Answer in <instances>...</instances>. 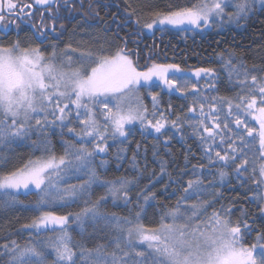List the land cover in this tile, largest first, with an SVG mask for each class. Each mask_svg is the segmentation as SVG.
I'll list each match as a JSON object with an SVG mask.
<instances>
[{
	"label": "snow or ice",
	"instance_id": "obj_1",
	"mask_svg": "<svg viewBox=\"0 0 264 264\" xmlns=\"http://www.w3.org/2000/svg\"><path fill=\"white\" fill-rule=\"evenodd\" d=\"M37 4L49 6V15L53 21L58 18L56 13L60 8H66L70 12L74 10L75 0H36ZM264 5V0H203L192 7L181 8L167 13H155L156 19L143 25L145 29H153L157 23L160 26H182L189 24L195 28L211 27L217 22L223 24L225 9L234 6L235 12L228 14V21L239 23L240 19L248 15L254 4ZM56 4V12L53 13L51 5ZM4 6L9 14L17 7L13 0H0V11ZM82 6V5H81ZM25 9L21 8V12ZM5 19L0 14V22ZM43 23V20H41ZM139 24V21L136 22ZM52 31H55L53 23ZM43 38V33H41ZM64 56L67 57L68 67L73 63V57L77 49L67 46ZM19 50L18 55H13ZM223 61V68L228 72L229 79L233 74L237 77L243 75L244 79L238 80L242 91L246 88L247 95H241L238 102L224 97H207L203 95L197 84L189 83L183 79L184 70L178 64L153 63L146 65L145 70H138L137 65L130 58L131 53L125 48H118L113 54L105 55L103 50L94 52L80 51L76 57L82 67L70 72H56L51 64L44 63V56L39 48H20L19 42L10 47L0 46V110L5 114V119L0 120V143L6 140L27 139L33 127L36 129L47 128L50 124H58L63 128L73 119L79 122L81 131L76 132L69 128V134L75 138V143L63 141V154L57 156L48 147L46 138L33 141V145L46 153L40 157L29 159L19 167L8 171H0V193L7 194L15 199V195L23 192L36 191L39 199L35 202V209L39 216L33 217L30 223L25 224L22 230L30 233L35 230L37 236L40 233L59 229V235L51 237L48 246L56 254L53 264H264V232L258 233L257 243L251 246L243 245V233L253 229L246 220L238 219L235 224L231 219L232 209L221 207L214 210L207 222L192 226V221L199 219L202 212H206L215 202L214 200L200 201L185 208L191 211L183 225L162 224L159 228H147L142 223H135L127 217H120L114 213L100 212L99 205L111 196L113 200H130L129 191L137 181L127 177L101 181L94 168H90L92 159L99 154L107 153V141L111 138L126 139L129 126L138 122L146 131L154 129L158 134L162 133L168 123L163 113L155 120L147 119L148 111L140 107L125 109L121 98L139 87L146 86L153 78L158 79L168 90H175L183 95H192L196 99L193 105L199 103L201 119L197 125H192L199 131L203 127L206 136L202 141L212 140L206 145L205 155L210 162H223L225 166L229 162H235L240 156L232 143L228 144V151L222 155L216 151L215 136L220 129V113L227 105L225 120L235 113L236 131H242L241 125H245L242 115L256 113L255 119L260 123L259 140L260 148L264 149V78L252 75L249 80V72L260 71L255 68L248 69L241 63L233 64L234 54L227 57L223 53L218 54ZM55 58V53H53ZM90 65L91 67L88 71ZM243 68V72L240 69ZM203 76L215 79L216 70L213 68L196 69V77ZM209 91L213 86L209 85ZM153 109H156L158 97L152 93ZM208 110L205 111V104ZM259 105V107H258ZM195 111V107H189L188 112ZM153 117L156 116L155 111ZM11 123H8V117ZM52 117L49 120V117ZM83 117V118H82ZM177 120L171 121L173 128L179 129ZM215 120L212 126L209 120ZM33 120L35 125H33ZM147 120V123L145 121ZM224 128H229L225 123ZM247 138L253 136V129L247 128ZM241 144L246 137L240 135ZM93 143L89 150L85 145ZM223 143V140L221 141ZM79 145V146H77ZM231 153V154H230ZM243 153L241 152L240 155ZM264 158V152L261 154ZM105 162H102V164ZM7 160L0 158V169L5 168ZM248 160L244 159L236 164V175L239 177L247 170ZM136 167L133 158V168ZM203 165L193 166L192 176L183 189L182 200L188 201L194 196L202 194L204 185L200 179L199 170ZM88 169V178L80 184L68 185L61 188L66 177L70 174H78ZM199 169V170H198ZM161 171H164L163 164ZM186 173H182L184 175ZM255 174V173H254ZM219 176H225L224 171H219ZM260 178L254 183L259 187L264 184V165L260 167ZM99 183L107 186L105 196L99 197L91 207L84 208L78 213L57 215L53 211H44L54 205L75 202L81 196L88 193L90 187ZM211 185H209L210 187ZM148 186L137 193V199L143 197L144 204L150 205L155 199V193L147 192ZM8 203L7 201L4 202ZM143 208V205H141ZM181 204H177L165 211L162 220L171 217L173 221L180 219L183 213ZM264 213V207L261 208ZM141 212H137L135 219L140 220ZM70 220H75L83 229L84 224L91 220L94 224L103 221L104 227L111 229L115 235L111 237L109 244H114L111 252L106 251L108 245L98 244L94 248L79 245V251L73 250L72 238L67 229ZM178 234V238H177ZM191 236L192 240L188 237ZM45 242L39 239L31 240L24 248H20L15 241L3 245L7 253L11 255L8 264H45ZM147 246L143 251H137L138 247ZM259 250V258L254 253ZM183 253H187L186 255ZM79 258V260H78Z\"/></svg>",
	"mask_w": 264,
	"mask_h": 264
},
{
	"label": "trees",
	"instance_id": "obj_2",
	"mask_svg": "<svg viewBox=\"0 0 264 264\" xmlns=\"http://www.w3.org/2000/svg\"><path fill=\"white\" fill-rule=\"evenodd\" d=\"M112 5L110 10L105 11L108 18L96 20L94 17H78L72 22H65L59 28L57 38L48 42L45 47L40 45L31 33H26L21 37L15 36L0 39V46L10 47L19 42L20 48H39L41 53L46 56L55 53L58 59L67 49L68 45L77 49L78 52H87L89 49L94 52L103 50V54H113L118 48H125L124 44L128 38H135L137 44H128V48H134L143 55V61L146 54L150 56V61H159L162 63L178 64L183 69L213 68L216 70L215 79L204 77L200 80L192 75L183 76V79L189 83L197 84L203 95L211 98L224 97L238 102L241 95H247V89L243 91L238 80L244 79L243 75L237 77L233 74L229 79L228 72L223 68V61L219 55L223 53L225 57L229 53L234 54L233 64L252 69L254 66L260 71L249 72V80L252 75L258 78H264V5L254 4L248 15L240 19L239 23L229 22L228 14L235 12L234 6L230 5L225 9L223 24L216 23L207 29L197 31L195 29L162 28L155 31L153 35L145 33L143 27L146 23H151L156 19L155 13H167L176 11L185 7H192L203 0H109ZM239 2V0H235ZM234 2V3H235ZM96 7V6H95ZM92 8V10L95 9ZM118 14V15H115ZM112 16L120 20L117 28L116 22ZM139 21V24L136 22ZM61 24V23H60ZM111 25V27H110ZM142 41L140 42V40ZM51 40V38H50ZM154 54V55H153ZM131 57H134L131 55ZM140 59V54H139ZM73 62L77 64V61ZM142 62V60H139ZM243 72V68L240 69ZM209 85L213 90L209 91ZM141 97L145 108L148 111L147 119L155 123L160 118V113L164 114L168 123L162 133L158 134L152 128L146 131L140 124L131 126L126 139L118 138L113 141L108 139L107 153L99 154L92 159L90 168H94L101 181L113 180L120 177L135 179L137 182L131 186L129 191L130 200H113L108 196L104 202L99 205V211L102 213H114L120 217H127L133 223H142L147 228H158L167 219L162 217L168 209L174 207L177 202L181 204L180 211L185 215L189 214L185 205L199 203L200 201L214 200L215 202L202 212L201 215L208 217L214 210L231 208V219L233 223L238 219L246 220L253 229L250 232L243 233V245L251 246L257 243L258 233L264 232V213L261 208L264 207V188L263 184L256 186L254 181L260 178V167L264 165V158L261 154L264 149L260 148L259 131L254 117L250 114L242 115L245 119L246 127L253 129V136L247 138L245 125H241V132L236 131L235 113L232 117L225 120L227 113L226 104L223 112L220 113V129L215 136V146L212 149L213 155L220 151L223 155L228 151V144L232 143L237 149V155L240 156L235 162H229L227 166L223 162H210L205 155L206 145L213 143L212 140L202 141L201 137L207 134L203 132V127L196 130L192 125H197L201 119L199 103L193 105L196 99L192 95H183L175 90L168 91L158 85H152L150 88H141ZM156 93L158 103L156 109H153V102L149 96ZM189 107H195V111L188 112ZM208 110V104H205V111ZM155 111L156 116L153 117ZM179 129L171 126V121L177 120ZM75 119L65 125L61 130L58 127L32 129L27 139L6 140L0 143V158L7 160L5 168L0 171H8L14 167H19L29 159H34L46 153L33 145V141L46 138L49 141L48 147L57 156L63 154V141L75 143L73 135L69 134L68 129L74 128L77 133L80 132V125L77 126ZM215 120H209V126ZM10 123V122H8ZM33 123L35 121L33 120ZM147 123V120L145 121ZM228 123L229 128H224ZM240 135L246 137L241 144ZM223 140V143L221 142ZM79 146V145H77ZM90 150L93 143L88 142L85 145ZM243 153L240 155V153ZM231 154V153H230ZM133 158H135L136 167L133 168ZM247 159V170L240 176L236 175V164ZM102 162H105L102 164ZM163 164L164 171H161ZM203 165L199 170L200 179L203 181V191L199 196H194L188 201L181 199L183 189L192 176L193 166ZM224 171L225 176L221 178L219 171ZM84 173L70 174L60 185L61 188L68 185L80 184L88 178V169ZM182 173H186L182 175ZM255 173V174H254ZM82 174V175H81ZM148 186L147 192L155 193V199L150 205L144 204L143 197L137 199V193ZM209 185H211L209 187ZM107 186L99 183L93 184L88 193L78 198L75 202L67 204H57L44 211H53L57 215H67L69 213L81 212L86 207H91L99 197L105 196ZM39 199V193L36 191L28 194L19 193L13 197L0 193V264H8L9 254L3 245L11 246L13 241L19 247L26 246L31 240L39 239L45 241L46 231L37 236L36 232L22 230L25 224L31 222L33 217L39 216L40 212L34 207ZM7 201L8 203H4ZM143 205V208L141 207ZM141 212L140 220L135 219L136 213ZM185 223L186 220L180 218L179 221ZM201 221V220H197ZM72 238L73 250L78 252L79 245L83 244L87 248H94L98 244L108 245L106 251L111 252L114 244L109 241L115 233L105 228L103 221L95 224L89 220L83 229L75 220H70L68 229ZM264 244V240L259 241ZM45 246V245H44ZM146 247H138L137 251H143ZM45 264H53L56 255L47 251L45 248ZM259 258V250L255 252ZM79 260V258H78Z\"/></svg>",
	"mask_w": 264,
	"mask_h": 264
},
{
	"label": "flooded vegetation",
	"instance_id": "obj_3",
	"mask_svg": "<svg viewBox=\"0 0 264 264\" xmlns=\"http://www.w3.org/2000/svg\"><path fill=\"white\" fill-rule=\"evenodd\" d=\"M13 2L16 3L17 7L11 14L8 13L6 6L0 11V14L5 17V19L0 22V39L11 36L19 38L26 33H31L38 43L45 47L48 45V42L51 44L52 42L54 43L52 38H56L54 35L65 22H72L78 17L86 18V15L94 17L97 21L104 17L108 18L109 15L106 14L105 11H107V9L110 10L112 5L109 0H75L73 11L70 12L68 9L61 7L60 11L56 13L58 18L53 21L52 17L49 15V6L37 4L36 0H13ZM50 7L53 13H55L56 4H52ZM93 7H95L94 10H92ZM21 8L25 10L21 12ZM41 20H43V23H41ZM112 20L116 22V27L118 28L120 20L116 19L115 16H112ZM53 23L55 24V31H52ZM41 33H43V38H41ZM136 41L135 38H128L124 44L125 49H127L128 44H137ZM141 41L142 39L140 42ZM127 51L134 56V63L140 68L138 61H143L144 58L141 52H138L134 48H128ZM146 57L147 58L144 59L143 62L149 63L150 56L146 54Z\"/></svg>",
	"mask_w": 264,
	"mask_h": 264
},
{
	"label": "rangeland",
	"instance_id": "obj_4",
	"mask_svg": "<svg viewBox=\"0 0 264 264\" xmlns=\"http://www.w3.org/2000/svg\"><path fill=\"white\" fill-rule=\"evenodd\" d=\"M234 2H235V0H234ZM257 5H259V6H261L262 4H260V3H256ZM217 19H219V18H217ZM162 28H171V29H175V30H180V29H195V30H197V31H200V30H202V29H207V28H209V27H201V28H195L194 26H192V25H189V24H185V25H182V26H171V25H164V26H160L158 23L156 24V25H154L153 26V29H151V30H149V29H144L145 30V33L146 34H148V35H153L154 33H155V31L156 30H158V29H162ZM58 34H59V31L54 35V36H56V38H57V36H58ZM68 52H69V54H71V50H67ZM65 52V51H64ZM64 52H63V54L60 56L61 57V59H58V56L57 55H55V58H53V54H50V55H46V56H44V63L47 65V64H51V65H53V67L56 69V72L57 73H59V72H61V71H63V72H70V71H72V70H75V69H77V68H80V67H82V65H81V63H80V61L76 58V57H78V55H79V52H77L75 55H74V57H73V59H76V60H74V61H77V64L78 65H76V63L75 62H73L72 63V65H71V67H68V64H67V57L66 56H64ZM19 54V50H17L16 52H14L13 53V55H18ZM130 58L133 60V62H135V59H134V57H131L130 56ZM139 62V67L140 68H138V70H145V66L146 65H151V64H153V63H159V64H169V63H162V62H159V61H149V63H145V62H141V61H138ZM92 66H95V65H90L89 66V68H88V71H90L91 70V67ZM183 69V68H182ZM184 70V75L183 76H190V75H192L193 77H195V79H197V80H200V79H202V78H204L205 76H203V74H201V77H196V75H195V71H193V70H191V69H183ZM262 82H264V80H262ZM152 85H158V86H160L162 89H165V90H168L167 88H166V86H164L158 79H156V78H153V80L151 81V82H149L146 86H143V87H139V88H137V89H135V90H133V91H131V92H129V93H126L125 94V96L123 97V98H121V102L123 103V106H124V108L125 109H127V108H129V107H131V108H136V107H140L141 108V110H143L144 108H145V105H144V102H143V100H142V97H141V88H150ZM168 91H172V90H168ZM149 98H150V100H151V102H153L152 101V96H149ZM226 106V109H227V105H225ZM258 107H259V105H258ZM251 116H253L254 117V120H255V123L257 124V127H258V130H260V123H259V121L258 120H256L255 119V115H257L256 113H249ZM83 118V117H82ZM5 119V114L3 113V111L2 110H0V120H4ZM8 122H10L11 123V117L9 116L8 118ZM52 119V117L50 116L49 117V120H51ZM74 123V122H73ZM75 123L77 124V126L79 125V122L78 121H76L75 120ZM74 123V124H75ZM135 124H139L138 122H136V123H134V125ZM33 125H35V123H33ZM67 125V124H66ZM131 126H133V125H131ZM131 126H129V128L131 127ZM55 127H58L57 129L58 130H61L62 128L58 125V124H56V125H49L47 128H49V129H51V128H55ZM34 129H36L35 127H33ZM128 128V129H129ZM81 129V128H80ZM81 131V130H80ZM118 139V138H117ZM92 142H90V144H91ZM89 149V148H88ZM90 150V149H89ZM86 170V169H85ZM83 171V172H81V173H84V172H86V171ZM82 175V174H81ZM69 177V176H68ZM68 177H66V178H68ZM65 178V179H66ZM263 188H264V184H263ZM21 193H23V192H21ZM189 211V214L188 215H185V217H184V215L181 217V218H183L184 220H187V217H190L191 216V211L190 210H188ZM209 217V216H208ZM208 217H204V216H202L201 214H200V216H199V219H197V220H201V221H197V220H193L192 221V226H195L196 224H200L202 227H201V230L202 231H210V229H204L203 228V224L204 223H206L207 222V219H208ZM181 222H183V220L182 221H179V219L178 220H175V221H173L172 219H171V217H169L164 223H162V224H175V225H177V226H179V225H183V224H185V223H181ZM133 224H135V223H133ZM161 224V225H162ZM160 225V226H161ZM159 226V227H160ZM158 227V228H159ZM32 232H35V230H33ZM43 234H44V232H42ZM46 236H47V238L45 239V246H44V248L47 250V251H50L51 253H53L54 255H56L55 254V252L52 250V248L51 247H49L48 245L52 242V241H50V238L51 237H54V236H57V235H59V229H57V230H49V231H46ZM177 238H178V234H177ZM188 239L189 240H192V237L191 236H189L188 237ZM25 246H22V247H20V248H24ZM143 247H147L146 245L145 246H143ZM9 254V253H8ZM183 254H187V253H183ZM254 255H255V253H254ZM9 257H10V259H11V255L9 254Z\"/></svg>",
	"mask_w": 264,
	"mask_h": 264
}]
</instances>
